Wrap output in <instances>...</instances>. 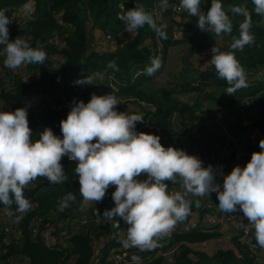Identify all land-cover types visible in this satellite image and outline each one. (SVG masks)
I'll list each match as a JSON object with an SVG mask.
<instances>
[{
	"label": "trees",
	"instance_id": "1",
	"mask_svg": "<svg viewBox=\"0 0 264 264\" xmlns=\"http://www.w3.org/2000/svg\"><path fill=\"white\" fill-rule=\"evenodd\" d=\"M27 1L0 0V10L11 12ZM32 1L33 16L9 30V39L20 38L33 48L42 47L47 59L42 65L25 64L30 77L23 81L13 70L4 67L5 57L0 55V83L6 84L7 87L0 91V112L26 107L27 99L32 95L37 96L38 101L27 109L33 141L39 139V133L45 128H50L55 135L62 138L60 121L67 118L74 102L82 100L87 103L93 93H112L119 100H126L121 107L124 108L126 103L130 102L136 109L128 115L143 116L144 120L136 124L137 132L159 136L164 147L175 142L178 149L187 154H198L203 167L219 162L222 152L227 150L229 154L223 159L225 161L222 165L223 175H227L229 172H226V169L234 168L235 147L230 140L241 142L243 151L248 150L251 154L259 152L253 145L251 136L258 131L264 137V16L255 14L252 0H221L225 8L230 4H244L252 13L251 32L254 34V42L246 45L242 51L234 52L236 59L245 69L249 83L247 82L246 88L237 90L233 95L226 93L229 85L225 80L218 78L213 65L208 70L196 73V78L193 77L192 83L186 86L149 91L145 85L163 72L168 50L175 45H189L190 55L200 53L215 44L218 48L221 47L219 49L222 52L233 51L230 48L232 36H239V24L244 19L242 16L229 13L233 24L231 35L216 37L198 27V17L184 11L178 17L181 21L187 20L186 24L177 23L171 17L168 18L170 20H165L166 40L159 38L145 25L135 31L134 37L121 48L112 52H99L91 48V31L100 30L104 37L110 36L116 40L127 33L124 23L116 18L118 13L126 12L135 5H142L153 15L159 0ZM201 3V10L206 13L211 6V0H201ZM168 13L165 10V14ZM177 32H181V36H176ZM55 35L62 37L66 42V48L56 67L49 59V53L54 49L51 39ZM3 48L4 46L0 45V51ZM153 58H159L161 67L150 76L145 69L150 66ZM102 73L107 76L105 85L92 81L91 85L77 83L78 80ZM108 76L112 79L109 80ZM185 92L197 94L192 104L174 96V93ZM245 99L249 100V107L243 103ZM121 107L117 105L116 110L125 111ZM194 127L197 128L196 134H188ZM61 164L68 177L67 181L51 184L44 177L37 178L34 185L23 190L25 198L31 202V209L26 213H19L13 204L10 210L14 214L4 222L0 221V264H18L17 261L22 263L23 260L28 264H114L109 256L111 253L122 252L127 253L125 262L132 263L131 257L137 255L142 264H163V258L156 254L167 251L173 254L172 264H264V248L256 243L254 230L231 239L235 252L220 250L212 256L205 254V242L220 237V234L213 230L217 226L210 227L206 224V228L200 222L209 213L208 205L212 206L218 217L225 215L226 219L238 222L241 231L248 225L241 211H221L216 193L204 197L188 195L187 199L192 202L188 217L176 225V231L160 241V247L141 252L136 248L125 249L119 243L120 237L125 235L128 227L119 217H116L117 220L106 222L94 214L95 208L102 215L106 209L115 207L112 200L115 188L111 186L101 202H97L95 207H89L86 226L76 225L73 231L66 234L62 230L53 233L56 244L47 246L42 238L33 237L31 234L38 218L41 219L39 229H44L45 224L56 228L57 223L51 222L52 218L60 221L76 215L84 216L87 210L79 207L82 198L78 176L74 171L76 162L69 161L68 157L64 156ZM223 175L216 181L221 187ZM166 183L168 190L174 187L183 193L179 183ZM68 192L75 195L76 202L60 211L58 201ZM0 208L6 209L3 204H0ZM193 216L197 218L195 227L180 228ZM64 242L66 246H63ZM95 242L100 244L97 256Z\"/></svg>",
	"mask_w": 264,
	"mask_h": 264
},
{
	"label": "clouds",
	"instance_id": "2",
	"mask_svg": "<svg viewBox=\"0 0 264 264\" xmlns=\"http://www.w3.org/2000/svg\"><path fill=\"white\" fill-rule=\"evenodd\" d=\"M200 3L201 0H180L179 8L198 17V27L216 37L231 35L233 24L229 13L244 17L239 24V36H232L230 48L233 51L222 52L216 44L211 48L210 63L218 78L229 85L226 93L233 95L248 86L245 69L234 52L254 42L252 13L244 4H230L225 8L221 0H211L210 8L204 13ZM252 4L255 14L264 16V0H252ZM156 7L167 10L169 0H159ZM32 10L26 6V11ZM116 18L124 23L127 33L147 25L159 38L167 39V25H158L142 5L118 13ZM10 22L5 11L0 10L4 67L15 70L25 64H44L47 54L42 47L33 48L20 38L9 39L7 25ZM160 67L159 58H153L145 71L151 76ZM77 83L92 84L89 77ZM118 104L120 100L112 93H93L87 103L74 102L67 118L60 121L62 138L45 128L35 141L26 108L0 112V204L8 209L6 214L10 217L14 214L10 210L13 204L19 213L31 209L23 190L38 177L46 178L51 184L67 181L61 164L62 158L67 156L76 162L74 171L79 180L82 210L101 202L107 189L115 186L112 193L115 207L106 209L102 215L95 208L94 214L106 222L119 217L128 225L125 235L119 239L125 249L136 248L143 252L160 247V241L170 236L175 226L190 214L192 202L187 196L204 197L210 193L217 194L221 211L243 213L248 221L245 232L254 230L256 243L264 248V139L259 142L261 151L253 152L244 167L237 165L229 174L221 173V187L212 165L203 167L196 156L182 149L165 148L159 136L137 132L136 124L144 120L143 116L118 112ZM142 174H146L147 179L138 180ZM166 181L179 183L183 193H169ZM75 202V195L68 192L58 201V209L64 211ZM131 261L142 264L137 255H133Z\"/></svg>",
	"mask_w": 264,
	"mask_h": 264
},
{
	"label": "built area",
	"instance_id": "3",
	"mask_svg": "<svg viewBox=\"0 0 264 264\" xmlns=\"http://www.w3.org/2000/svg\"><path fill=\"white\" fill-rule=\"evenodd\" d=\"M179 4H180V0H169V7L166 10L167 13L169 12L168 17H171V19H174L172 17H178L180 14H182V12H184V10L179 8ZM26 6L30 7L33 10L32 11H26ZM33 14H34V2L32 0H28L24 4L16 7L11 12H7L6 15L11 20V22L7 25L8 31L17 27L18 25L23 24L24 21L27 20L28 18L32 17ZM153 17H154V19H156V22L158 25L164 24V22L166 20L165 10L161 11L158 7H155V9L153 10ZM176 36H181V32H177ZM104 40L107 42V44L109 46L115 47V45H116L115 40L113 38H111L110 36H105ZM51 44H52V46H54V49L49 53V59L54 64V67H56L57 63L60 60L62 52L66 48V42L63 40L62 37L55 35L51 39ZM0 55L5 57L4 48L0 51ZM23 66H24L23 69L26 70L25 65H23ZM26 72H27V70H26ZM15 74L19 75L23 81H26L30 77L28 73H27V75L25 74L24 76L21 74H18V73H15ZM108 79L110 80V79H112V77L108 76ZM27 100H28V105L26 107H22V108L28 109V107L31 104L36 103L38 101V97L32 95ZM125 101L126 100H124L123 102H125ZM243 103L247 107H249V105H250V102L248 99L243 100ZM1 106L2 105L0 104V109H1ZM15 110L16 109H14V111ZM222 130L225 132V130L223 128H222ZM196 132H197V128L194 127L188 131V134L195 135ZM171 143H172V146H176L175 142H171ZM230 143L235 147L233 167H235L237 165L244 167L247 164V162L250 161L252 154L248 150H247V152L243 151V145L241 142H238L236 140H230ZM258 149H259V151H261L260 148H258ZM227 153H228V151H227ZM193 156L200 158L199 155L196 153H194ZM68 160H69V158H68ZM213 170L217 174L216 175V181H217L219 179V177L221 176V173L224 172V169L221 165H216L215 168H213ZM38 178H40V177H38ZM35 181L36 180L31 182L28 185V187L32 186V184ZM168 191H169V193L177 192L178 188L172 187ZM207 209H208L209 213L206 216H208L209 218H208L206 223L210 227L217 226L219 224L220 217H218L216 211L212 209L211 205H208ZM7 211L8 210L5 208H0V221H1V219H6V218H7V220L10 219V216H8L6 214ZM88 212H90L89 208H87V210H86V215L88 214ZM237 214H240V212H237ZM86 215H84V216L83 215L82 216L76 215V216L69 217L66 220H67V222H69L70 226H75V225L86 226L88 224ZM231 220H233V219H231ZM40 222H41V219L38 218L37 222H36V226L32 229V232H31L32 236L42 238L44 240V243L47 246H51V247L54 246L56 244V237L53 233H56V230H57V228H59V225L57 224V226L55 228V226H53V225L45 224L46 226L44 227V229H39ZM185 222L186 223H184V224H186L189 229L196 226V222H193L192 220H186ZM60 227H61V229L59 231L62 230L64 232V234H66V232L69 233V230H67L66 227L63 228L62 225ZM176 230H177V226H175V228L172 230V232H174ZM59 231H57V232H59ZM244 238H246V236ZM63 246H66L65 242L63 243ZM168 253L172 254V252H170V251ZM126 256H127L126 252L116 253V254L111 253V255L109 256V259L112 260L114 262V264H132L129 262H125L124 258Z\"/></svg>",
	"mask_w": 264,
	"mask_h": 264
},
{
	"label": "rangeland",
	"instance_id": "4",
	"mask_svg": "<svg viewBox=\"0 0 264 264\" xmlns=\"http://www.w3.org/2000/svg\"><path fill=\"white\" fill-rule=\"evenodd\" d=\"M202 4L203 3H200V8H202L203 6ZM187 14L188 13H186V16H188ZM172 18H176V17H172ZM125 40H126L125 37H119V39L116 40V43L118 45L116 44L115 46L117 48H121L124 44H126L124 43ZM189 48H190L189 45H184V44L175 45L171 47L168 50L167 59L164 64L163 72L159 76H157L154 80H152L151 83H147L145 85L146 89H148L149 91H156L157 89L160 88L172 89V88H177L178 86H186L187 84L192 83L193 77L196 78V73L208 70L211 66L210 60L213 55L211 52L212 47H207L203 49L200 53H196L193 55H190ZM23 68L24 66H21L20 68L13 70V72L21 74L23 76L25 74L27 75L26 70H24ZM247 82L249 83V81ZM4 88H7L6 84L4 85L3 83H0V91H2ZM174 96L189 104H192L197 98V94H195L194 92L191 93L185 92L182 94L174 93ZM123 101L124 100H120V104H118L119 107L123 106ZM203 102L204 100L202 101V104ZM121 108L125 109V111L122 112H126L127 114H129L131 111H136V109L131 106L130 102H127L126 106L124 108L123 107ZM9 112H14V108L11 109ZM169 147L178 149L177 146H172V143L169 144ZM212 166L213 168H215L216 164H212ZM146 178H147L146 174H142L141 176L137 177L138 180H145ZM34 184L35 183H33L32 185ZM113 187L115 188V186ZM86 216L88 217V215ZM208 218H209L208 216L204 217L203 221L207 222ZM1 221L4 222L5 219H1ZM51 222H56L59 225V228H57L56 233L61 229L60 227L61 225L63 226V228L66 227L67 230L69 231H73L76 227V225L70 226L67 220L59 221L56 220V218L55 219L52 218ZM245 233L247 232H245V228L243 227L240 234H245ZM96 246L97 245H95V250H98ZM17 263L19 264L20 261H17Z\"/></svg>",
	"mask_w": 264,
	"mask_h": 264
},
{
	"label": "crops",
	"instance_id": "5",
	"mask_svg": "<svg viewBox=\"0 0 264 264\" xmlns=\"http://www.w3.org/2000/svg\"><path fill=\"white\" fill-rule=\"evenodd\" d=\"M165 17H166V20H170L168 19V15L165 14ZM177 18V19H176ZM174 19H172L173 21H177V23H181V24H186L187 23V20H179L180 18L179 17H176ZM135 35V32L133 33H126L120 37H125V42L124 43H127L128 41H130ZM119 39V38H118ZM116 39V40H118ZM116 40H115V44L116 43ZM90 41H91V48L94 50V51H99V52H108V51H115L117 49V47H111L107 44V42L104 40V35L103 33L100 31V30H93L91 31V35H90ZM118 45V44H117ZM107 46V48H106ZM92 79L91 81L93 83H97V84H101V85H105L107 84V76L106 74L102 73V74H94L91 76ZM88 85H91V84H88ZM254 135V136H253ZM251 136V139L253 140V145L256 146L257 148H260L259 147V142L261 139H264L263 136H261L259 134L258 131H255L254 134ZM165 147H169V144L166 145ZM222 157H221V160H219V162H215L213 164H220L221 166L224 165V161L223 159L228 155L227 151L225 150L224 152H222ZM231 172L232 169L229 168V169H226V172ZM228 173V174H229ZM97 204V203H96ZM96 204L92 203L90 204L87 208H92V207H95ZM204 218H202L200 220L201 224L204 226V227H208L207 223L203 221ZM190 220H192L193 222H197V218L196 217H192ZM220 222L219 224L217 225L216 228H214L213 230L217 231L219 234H220V237L217 238V239H213V240H209V241H206L204 246H203V250H205V254H207L208 256H212L214 255L217 251H220V250H233L234 251V248H233V245H232V241L231 239L235 238L236 236H238L241 231V229L239 228V223L236 222L235 220H228L225 218V215H222L220 217ZM207 224V225H206ZM185 227L188 228V226L186 224H183L180 226V228L182 229H185ZM95 245H97L96 247L98 248L99 250V246L100 244L98 242H95L94 243V247ZM98 250H95V253H96V256L98 254ZM169 251L165 252L164 254L163 253H157L156 256H161L163 258V264H172L173 263V254H170L168 253ZM235 252V251H234ZM264 252V249L262 250V253ZM97 258V257H96ZM20 264H28V262H25V260H23L22 263Z\"/></svg>",
	"mask_w": 264,
	"mask_h": 264
}]
</instances>
